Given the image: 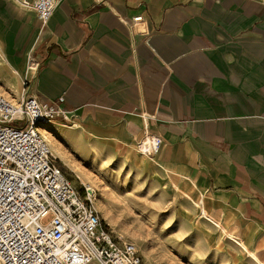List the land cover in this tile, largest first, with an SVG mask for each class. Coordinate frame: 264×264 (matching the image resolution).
Returning <instances> with one entry per match:
<instances>
[{"label": "crops", "instance_id": "0c3cea01", "mask_svg": "<svg viewBox=\"0 0 264 264\" xmlns=\"http://www.w3.org/2000/svg\"><path fill=\"white\" fill-rule=\"evenodd\" d=\"M25 78L70 116L50 124L71 153L124 158L199 199L212 219L202 217L260 264L264 0H59L45 26L29 5L0 0V90L18 98ZM146 135L163 140L151 156L138 150Z\"/></svg>", "mask_w": 264, "mask_h": 264}, {"label": "built area", "instance_id": "2783aa9c", "mask_svg": "<svg viewBox=\"0 0 264 264\" xmlns=\"http://www.w3.org/2000/svg\"><path fill=\"white\" fill-rule=\"evenodd\" d=\"M18 1L42 26L59 2ZM32 82L24 79L16 99L0 92V264H147L136 244L115 237L103 221L96 189L85 184L82 193L58 164L39 125L70 116L32 94ZM162 143L160 136L146 135L138 150L151 156Z\"/></svg>", "mask_w": 264, "mask_h": 264}, {"label": "rangeland", "instance_id": "374dc122", "mask_svg": "<svg viewBox=\"0 0 264 264\" xmlns=\"http://www.w3.org/2000/svg\"><path fill=\"white\" fill-rule=\"evenodd\" d=\"M55 131L52 140L67 159L57 158L58 164L82 193L85 184L96 189L95 206L103 221L115 237L136 244L147 264H253L248 250L244 253L224 238L225 226L206 221L183 193L156 184L124 158L104 152L77 157ZM259 248L264 263V249Z\"/></svg>", "mask_w": 264, "mask_h": 264}, {"label": "bare ground", "instance_id": "6f19581e", "mask_svg": "<svg viewBox=\"0 0 264 264\" xmlns=\"http://www.w3.org/2000/svg\"><path fill=\"white\" fill-rule=\"evenodd\" d=\"M39 129L42 131V133L44 134V136L46 137V139L48 140V142H50V143L52 144L54 151L52 150V147H51V150H52L53 154H54L55 156H58V154H59L58 146H57L56 143L52 140V135L55 134V132H56L55 129H53L52 126H51V124H48V123H45V124H43V125H39ZM50 146H51V145H50ZM77 177H78V178H81V176H80L79 174H77ZM88 185H90V184H88ZM90 187H92V186L90 185ZM92 188H93V187H92ZM191 202L193 203V205H194L195 207L198 208L197 210L200 211V213H202L205 217H207V219H212V218L209 217V215L207 214L206 208H205L204 205L200 202V200H196V199H193V198H192ZM99 203H100V202H99ZM229 235H231L230 232H229ZM255 257H256V259L259 261L260 264H264V263H263V260H262V258H261L260 256H258V255L255 254Z\"/></svg>", "mask_w": 264, "mask_h": 264}]
</instances>
